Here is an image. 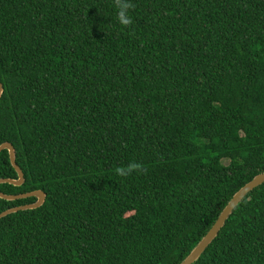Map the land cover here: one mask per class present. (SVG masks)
Instances as JSON below:
<instances>
[{"label": "trees", "instance_id": "16d2710c", "mask_svg": "<svg viewBox=\"0 0 264 264\" xmlns=\"http://www.w3.org/2000/svg\"><path fill=\"white\" fill-rule=\"evenodd\" d=\"M130 3L0 0V264H180L264 172V0ZM194 264H264V184Z\"/></svg>", "mask_w": 264, "mask_h": 264}, {"label": "water", "instance_id": "95a60500", "mask_svg": "<svg viewBox=\"0 0 264 264\" xmlns=\"http://www.w3.org/2000/svg\"><path fill=\"white\" fill-rule=\"evenodd\" d=\"M3 94V87L0 83V98ZM7 151L10 164L17 174L16 179H0V185L8 184L14 187H21L24 184V175L20 168L16 164V154L13 146L10 143H3L0 145V153ZM264 184V172L256 175L249 183L236 192L232 198L228 201L227 205L219 214L214 224L210 227L207 233L200 239L196 246L186 256V258L180 264H194L198 261L205 250L211 245L214 239L218 236L219 232L225 226L226 221L230 218L235 208L242 202L248 193ZM35 198L36 201L33 204L15 207L0 213V219L7 215L17 213L19 211L35 210L40 208L44 202L46 195L44 192L37 190L26 194L20 195H6L0 192V199L8 202L16 201L19 199Z\"/></svg>", "mask_w": 264, "mask_h": 264}, {"label": "clouds", "instance_id": "9594fccd", "mask_svg": "<svg viewBox=\"0 0 264 264\" xmlns=\"http://www.w3.org/2000/svg\"><path fill=\"white\" fill-rule=\"evenodd\" d=\"M114 6L117 9V23L121 26V28H127L133 23L132 17L129 14V9L132 8L130 0H114ZM137 167L138 165L133 162L130 163L126 168H117L116 173L120 176H126Z\"/></svg>", "mask_w": 264, "mask_h": 264}]
</instances>
